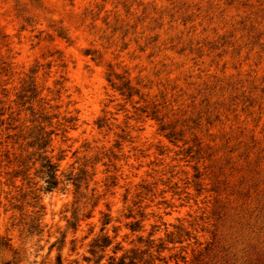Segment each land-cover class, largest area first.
<instances>
[{
  "label": "rangeland",
  "instance_id": "rangeland-1",
  "mask_svg": "<svg viewBox=\"0 0 264 264\" xmlns=\"http://www.w3.org/2000/svg\"><path fill=\"white\" fill-rule=\"evenodd\" d=\"M0 197V264H264V0H0Z\"/></svg>",
  "mask_w": 264,
  "mask_h": 264
},
{
  "label": "trees",
  "instance_id": "trees-1",
  "mask_svg": "<svg viewBox=\"0 0 264 264\" xmlns=\"http://www.w3.org/2000/svg\"><path fill=\"white\" fill-rule=\"evenodd\" d=\"M109 81L111 82L112 86L120 90L122 94H125L127 96H131L133 94V88L130 86L128 80H122L121 84L118 85L113 82L112 79H109ZM50 142V133L45 131L41 132L35 141L37 148L36 153L38 156L36 161H39L40 163L38 173L45 182L44 190L46 191H52L61 183L58 175L59 166L58 164L54 163L52 161V158L47 154V147L50 145ZM65 180H67V182H72L76 188H79L81 177L69 173L66 175ZM62 189L64 190L65 187H62ZM33 198L34 203L32 204V215H25V217H22L18 223H15L17 226H20V235H24L25 238H32L36 235H42L45 227V225L43 224L44 206L39 203V197L37 195H35ZM1 203L2 201L0 197V206ZM77 220L78 219H75L74 221L68 223V225L74 230L77 228ZM109 221L110 219L107 217L104 220L103 225L109 223ZM103 228L104 227L101 228V231L103 230ZM132 230H135L134 225H132ZM64 240L65 235L62 236L61 240L53 242L50 245V249L58 242L60 243L58 249H61ZM73 241L74 239H72V242ZM111 244L112 238L106 234H100L94 237L89 247V252L92 255V258L86 257L87 262L93 260L94 264H100L102 258L104 257L105 251ZM7 246V242L0 239V247ZM118 250H122V247L119 245V243L115 244L113 248V254H116ZM108 260L109 264H136L135 257H129L126 254H123L118 258L115 255H110L108 257ZM7 264H10V262H8ZM55 264H64L61 254L57 255Z\"/></svg>",
  "mask_w": 264,
  "mask_h": 264
}]
</instances>
